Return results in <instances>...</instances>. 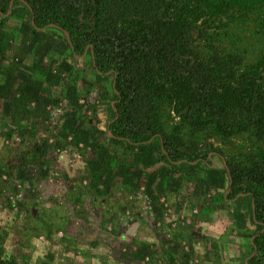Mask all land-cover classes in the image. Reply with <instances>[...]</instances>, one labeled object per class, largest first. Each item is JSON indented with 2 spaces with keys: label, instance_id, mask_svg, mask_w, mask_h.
Returning <instances> with one entry per match:
<instances>
[{
  "label": "rangeland",
  "instance_id": "rangeland-1",
  "mask_svg": "<svg viewBox=\"0 0 264 264\" xmlns=\"http://www.w3.org/2000/svg\"><path fill=\"white\" fill-rule=\"evenodd\" d=\"M203 24L219 52L241 55L244 66L264 62L255 14ZM0 32V264H130L124 255L131 251L144 253L139 264H255L252 240L263 227L254 220L252 196L224 187L220 158L173 164L156 140H112L99 128L98 112L110 120L114 102L89 54L73 55L63 36L34 31L20 13ZM194 48L211 54L204 41ZM85 95L92 109L78 123L70 112ZM161 120L184 144L210 141L228 160L259 158L264 149L253 130H196L169 102ZM44 138L54 144L49 155L30 156ZM91 218L100 228L97 244L84 237L95 230L85 231ZM124 227L127 242L108 240Z\"/></svg>",
  "mask_w": 264,
  "mask_h": 264
},
{
  "label": "trees",
  "instance_id": "trees-1",
  "mask_svg": "<svg viewBox=\"0 0 264 264\" xmlns=\"http://www.w3.org/2000/svg\"><path fill=\"white\" fill-rule=\"evenodd\" d=\"M11 2L0 0V29L20 13V19H31L34 31L45 28L63 36L73 55L91 56V68L107 78L106 92L115 102L112 140L131 145L156 140L172 161L211 162V151H218L212 142L184 144L167 132L161 109L169 102L196 130L224 136L253 130L264 143V62L244 66L241 55L219 52L215 34L203 24L209 18L244 20L255 14L258 30H264V0H14L6 15ZM198 40L210 55L194 48ZM91 109L85 95L70 116L80 123ZM53 147L44 138L29 154L48 156ZM219 152L224 187L253 198L254 220L263 229L254 239L252 262L264 264V149L248 161L228 160Z\"/></svg>",
  "mask_w": 264,
  "mask_h": 264
},
{
  "label": "crops",
  "instance_id": "crops-1",
  "mask_svg": "<svg viewBox=\"0 0 264 264\" xmlns=\"http://www.w3.org/2000/svg\"><path fill=\"white\" fill-rule=\"evenodd\" d=\"M113 110H114V108H113ZM107 112H102V113H100V112H98V120L100 121L99 122V128L100 129H102L101 127H102V125H101V123L103 122V119H105L106 120V122L109 120V117H107ZM106 118H108V119H106ZM103 130V129H102ZM88 218L86 217L85 218V220H87ZM109 221V220H108ZM88 222V221H87ZM94 222H96V221H94V219L93 218H91V221L89 222V223H87L86 225H84L85 227H86V229H85V231L87 230V231H91L90 230V226L91 227H93L92 229H95V230H92V232L90 233V234H88V235H84V237H85V239L88 241V240H92V241H90V242H92V244H97V243H100L99 241H97V239L96 238H98L99 239V237H97L98 236V231H99V227H97V226H95V224H92V223H94ZM101 226H102V229L104 228L103 227V224H101ZM88 228V229H87ZM122 229V233L120 232V231H117V229H115V230H113V231H111V232H113L112 233V235H114V237L113 238H110V239H108L110 242H112V241H114V240H116V239H118V237H119V240H121L122 242H124V240H126L125 242H127V240H129L128 238H125L126 236L125 235H127L128 233H127V228L126 227H124V228H121ZM126 231V232H125ZM104 232H105V229H104ZM125 232V233H124ZM85 233H89V232H85ZM132 233V239H134V241H135V238H136V236H137V233L135 232V229H134V231H132L131 232ZM81 234V233H80ZM119 235V236H118ZM95 236V237H94ZM107 237H108V235H105L104 237H102L103 239H107ZM125 238V239H124ZM114 243H117V242H114ZM118 244V243H117ZM134 244V243H133ZM113 251V250H112ZM143 255H144V253L142 254V252H140V251H137V253H135V251H131L130 253H128V254H125L124 256H125V258L128 260V262L130 263V264H139L140 262H141V260L144 258L143 257Z\"/></svg>",
  "mask_w": 264,
  "mask_h": 264
},
{
  "label": "water",
  "instance_id": "water-1",
  "mask_svg": "<svg viewBox=\"0 0 264 264\" xmlns=\"http://www.w3.org/2000/svg\"><path fill=\"white\" fill-rule=\"evenodd\" d=\"M13 6H14V0H12V2H11V8H10L9 12H8L6 15H10V14H11ZM44 30H45V28H44ZM67 35H68V37L70 36V34H69L68 32H67ZM114 103H115V102H114ZM101 128H102L103 130H107L108 135H109L110 137H114V136H115L114 133H113V131H112V130L106 125V120H105V119H103V125H102ZM165 153H167V152L165 151ZM168 159H169L173 164H178V163L186 162V161H187V160L172 161L169 157H168ZM224 160H225V158H224ZM197 161H199V160H197ZM187 162H188V161H187ZM162 165H164V162H160V163H158V164L156 165V167H160V166H162ZM152 170H154V169H152ZM253 205H255V204H254V201H253ZM257 223H259V222L257 221ZM254 239H255V238H253V240H252V244L255 245ZM253 255H255V252L253 253Z\"/></svg>",
  "mask_w": 264,
  "mask_h": 264
},
{
  "label": "flooded vegetation",
  "instance_id": "flooded-vegetation-1",
  "mask_svg": "<svg viewBox=\"0 0 264 264\" xmlns=\"http://www.w3.org/2000/svg\"><path fill=\"white\" fill-rule=\"evenodd\" d=\"M85 54H88V53H85ZM210 156H211V160H212V159L214 160L215 157L221 158V156H220V152H219V151H211ZM167 158H168V157H167ZM201 161H203V160H200V162H201Z\"/></svg>",
  "mask_w": 264,
  "mask_h": 264
}]
</instances>
